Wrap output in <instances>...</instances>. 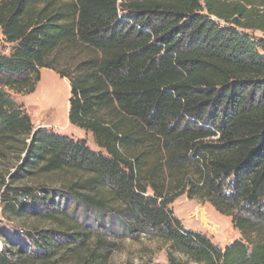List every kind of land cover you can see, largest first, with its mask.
<instances>
[{
	"label": "trees",
	"instance_id": "obj_1",
	"mask_svg": "<svg viewBox=\"0 0 264 264\" xmlns=\"http://www.w3.org/2000/svg\"><path fill=\"white\" fill-rule=\"evenodd\" d=\"M0 28L15 44L0 51V204L33 246L4 238L0 264H113L141 237L172 264H264V0H0ZM43 68L68 79L69 121L99 150L36 129L14 99ZM182 195L242 239L185 227Z\"/></svg>",
	"mask_w": 264,
	"mask_h": 264
},
{
	"label": "rangeland",
	"instance_id": "obj_2",
	"mask_svg": "<svg viewBox=\"0 0 264 264\" xmlns=\"http://www.w3.org/2000/svg\"><path fill=\"white\" fill-rule=\"evenodd\" d=\"M256 38L263 37L262 32H249ZM15 44L6 42L0 28V51L11 54ZM71 96L70 82L62 78L55 71L43 68L41 80L36 90L30 94H14V99L22 104L29 113L36 129L48 128L57 133L72 137L76 140L85 139L88 145L99 150L91 133L72 125L69 121V99ZM73 205V203H70ZM174 214L182 221L185 227L206 234L215 244L222 248L242 239V234L234 227L232 218L215 209L208 202H200L182 195L170 205ZM76 207L73 205L72 210ZM81 221L97 227V214L93 210L79 209L77 213ZM117 224L115 218L112 219ZM108 216L107 225L112 222ZM17 221L4 215L0 204V251L7 247L4 238L15 243L32 248L28 241L26 230ZM119 242V241H118ZM124 245L116 254L113 264H172L168 257L167 246L159 240L126 239ZM173 264H197L181 257Z\"/></svg>",
	"mask_w": 264,
	"mask_h": 264
}]
</instances>
